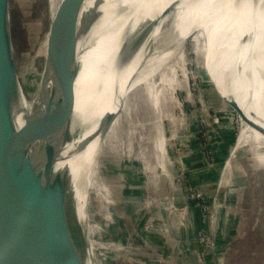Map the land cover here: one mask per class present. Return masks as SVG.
Returning <instances> with one entry per match:
<instances>
[{"label":"rangeland","instance_id":"374dc122","mask_svg":"<svg viewBox=\"0 0 264 264\" xmlns=\"http://www.w3.org/2000/svg\"><path fill=\"white\" fill-rule=\"evenodd\" d=\"M50 5L9 0L14 60L31 104L47 71ZM204 8L169 62L171 78L162 80L163 70L129 91L96 144L84 197L94 264H186L193 248L201 264H264V146L235 147L244 128L246 138L264 136V120L254 119L264 92L261 33L248 0Z\"/></svg>","mask_w":264,"mask_h":264},{"label":"bare ground","instance_id":"6f19581e","mask_svg":"<svg viewBox=\"0 0 264 264\" xmlns=\"http://www.w3.org/2000/svg\"><path fill=\"white\" fill-rule=\"evenodd\" d=\"M49 1L51 20L62 0ZM204 3L208 6L211 0H84L78 17L79 33L52 65L57 77L55 88L51 71L47 70L31 104L19 85V109L14 113L17 123H22L30 114L42 112L51 97L47 130L68 110V115L63 113L54 138L41 140L34 149L39 147V162L54 161V171H70L68 198L73 201L67 212L70 227L78 221L86 232L83 209L89 182L88 164H92L91 157L105 128L106 117L120 106L129 91L140 85L148 87L160 71L164 70L162 80L171 78L169 62L196 29L198 17L207 8ZM248 5L256 33H261L259 48L264 62V0H248ZM147 53L150 57L145 59ZM231 101V105L235 104ZM254 119L264 120V92L256 101ZM261 130L264 134V127ZM245 131V128L241 131L236 149L252 143L264 146V136L246 138ZM47 143L50 152H45ZM82 175L86 177V185L81 186ZM50 230L55 239V228ZM84 237L83 263L94 264L88 236Z\"/></svg>","mask_w":264,"mask_h":264},{"label":"water","instance_id":"95a60500","mask_svg":"<svg viewBox=\"0 0 264 264\" xmlns=\"http://www.w3.org/2000/svg\"><path fill=\"white\" fill-rule=\"evenodd\" d=\"M83 1L62 0L45 32L42 73L44 69L51 71L54 88L57 77L52 65L79 33L78 17ZM8 7L9 0H0V264H84L81 248L86 232L78 221L71 227L67 221V212L73 206L72 199L68 198L72 182L70 171H54V161L39 162V147L34 149L41 140L54 138L62 124L63 113L68 115V110L63 111L58 121L47 130L53 104L51 97L42 112L30 114L22 123L15 121L14 113L19 109L20 102L18 87L21 84L12 50ZM36 85L38 91V82ZM113 118L108 115L105 125ZM49 146L48 143L45 145V152L51 151ZM56 153L53 151V154ZM227 163L223 170L227 168ZM223 177L224 173L219 177L216 192L224 182ZM80 178L81 186L86 185V177L82 175ZM89 189L93 188L87 191ZM213 200L216 202V197ZM85 206L83 210L89 216L90 210L87 213ZM262 213L264 218V207ZM88 221L89 217L86 225ZM52 228L57 233L55 239H52ZM196 264H201V261Z\"/></svg>","mask_w":264,"mask_h":264},{"label":"trees","instance_id":"16d2710c","mask_svg":"<svg viewBox=\"0 0 264 264\" xmlns=\"http://www.w3.org/2000/svg\"><path fill=\"white\" fill-rule=\"evenodd\" d=\"M184 261H187L186 264H190V263L196 264V263H199L200 260H199L198 255L196 254V252H194L192 259L190 257H188L187 259H184Z\"/></svg>","mask_w":264,"mask_h":264},{"label":"crops","instance_id":"0c3cea01","mask_svg":"<svg viewBox=\"0 0 264 264\" xmlns=\"http://www.w3.org/2000/svg\"><path fill=\"white\" fill-rule=\"evenodd\" d=\"M195 252V250H194V248L190 251V253L188 254V255H186V258H188V257H192V254ZM190 255V256H189ZM188 256V257H187Z\"/></svg>","mask_w":264,"mask_h":264}]
</instances>
